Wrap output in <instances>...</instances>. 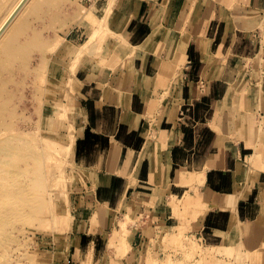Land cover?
<instances>
[{
	"label": "crops",
	"instance_id": "1",
	"mask_svg": "<svg viewBox=\"0 0 264 264\" xmlns=\"http://www.w3.org/2000/svg\"><path fill=\"white\" fill-rule=\"evenodd\" d=\"M68 1L58 35L89 37L79 20L93 34L108 9L117 36L76 73L73 263L154 264L184 235L204 264H264V0H103L82 17Z\"/></svg>",
	"mask_w": 264,
	"mask_h": 264
},
{
	"label": "bare ground",
	"instance_id": "2",
	"mask_svg": "<svg viewBox=\"0 0 264 264\" xmlns=\"http://www.w3.org/2000/svg\"><path fill=\"white\" fill-rule=\"evenodd\" d=\"M104 1L109 5L114 0ZM57 2L58 0H0V264H10L13 260L9 259V262H11L6 263L2 259L14 248L13 241L15 240L13 239L15 238L10 236L9 232L11 231L9 228L7 230V225L14 215L13 197L18 196V205L24 202L22 196L28 189V185L25 182L26 177L32 176V173H40L45 169L44 163L47 159L48 151L58 149L66 138L62 133V128H71L75 124L77 112L73 100L75 90L80 87L77 84L76 73L79 66L86 59L89 46L95 43L103 44L104 35L110 31L109 28L107 29L105 21L110 14L108 9L105 10V13L104 11L98 13L101 19H105L101 21L100 26L105 25L95 30L93 34L92 30L94 28L91 29L90 22L86 18L79 20L80 23L87 25L89 37L84 42L77 39L78 43H80L78 47L72 46L69 40L68 42L64 40L60 46H57V53L59 54L56 55L54 63H52L50 74H48L50 78H47V74L44 72L46 76L43 77L45 78L44 82L48 86L44 88L38 84V87L35 85L39 89L38 107L34 108V110H37L36 118L32 119L34 116L30 114L31 118L25 113V110L30 105H26V109L23 107L22 114H20V112L16 111L19 103L17 106L16 104L12 106L14 96L18 95L14 94L13 96L12 94L15 91L12 93L13 89L10 91L9 87L11 85H8L15 80L17 68H20L19 72L21 69L26 70V72L27 70L29 71L30 62L35 57H32L33 52L38 51L45 54L50 38L44 35L39 23L40 19L45 18L46 23H48L51 19L58 16V13L51 11L52 6L56 5ZM88 10L89 8L83 10L80 17L87 14L86 11ZM52 23L53 21L50 22V25ZM56 37L58 39L59 37H66V35H57ZM71 56L74 60H71ZM37 65L38 71L34 70L36 66L35 68L33 67V70L37 72L38 81L36 83L40 84L43 81L40 74L42 67L40 62ZM63 65L68 70L65 81L60 80L63 74ZM29 68L32 69L31 67ZM27 76L24 75L25 78L23 79H27ZM18 81L21 82L20 78ZM14 82L17 83V80ZM23 83H20V85ZM32 93L34 94V92ZM28 98L26 97V100ZM17 100L20 102L19 99ZM46 100L50 101L53 109L46 107ZM69 100L72 103H69ZM71 149L73 150V147ZM33 167L34 170H32ZM64 175L63 173L62 177ZM63 180H65L64 177ZM58 204L60 205L59 202ZM39 211H35V214L39 213ZM6 261L8 262V260Z\"/></svg>",
	"mask_w": 264,
	"mask_h": 264
},
{
	"label": "rangeland",
	"instance_id": "3",
	"mask_svg": "<svg viewBox=\"0 0 264 264\" xmlns=\"http://www.w3.org/2000/svg\"><path fill=\"white\" fill-rule=\"evenodd\" d=\"M72 1L73 2L71 1L66 2L63 7L70 8L72 5L73 6L77 5L79 13L83 12V10H87L88 8L91 12H95L97 9L99 10L104 7V6L102 7L103 0H99V2L98 0H72ZM116 1L117 0H114L113 3ZM106 5L107 4H105V8ZM63 21L59 20L57 24H55L54 22L53 25L51 26L49 25L50 22H48L46 25L45 18L42 21H40L39 24L42 26L43 32L46 31L47 33L46 36L50 38L49 39L50 41H48L46 46V52L45 54L44 53L42 54L38 51L33 52L32 57L33 56L35 57L33 58L34 60L33 59L31 60L32 62H30V66H29L32 69L28 67L29 71L27 70V72L26 70L21 69L20 70L21 73H20L19 72L20 68H17L15 72V74L17 73L15 76V80H17V83L19 84L17 85V83H15L14 80L11 82L12 84L8 85V86L11 85L9 88L10 91L13 89L11 91L12 93L13 91H15V93H13L12 95L13 96L14 94L18 95L16 97L14 96L12 101L13 102L12 106H15V104L17 106L19 103V105L17 106L18 109L16 111L22 114V108L25 107L26 109V105H30L25 110V113L29 117L31 115L34 116L33 118L31 116L32 119L36 118L35 114H37V110H34L35 107L36 108L38 107L37 99H39L38 98L39 89L37 87L38 85L43 86L44 88L48 86V84L45 85L44 82L45 80V78H43L45 76L44 72H46L48 78L49 77L48 74H50V69L52 68V63H54V59L56 55L59 54L57 53L58 51L57 46H60V44H62V41L66 40V42H68L69 40L72 46L78 47L80 43H78L79 41L77 39L84 42L88 38L86 33L82 32L80 29H75L71 34V38H75L74 39L75 41L68 39L67 36L59 37L57 39L56 36L58 35V32H60L59 30L61 25H62V29L66 27L64 26ZM60 22L61 25H59ZM51 34H57V35H51ZM109 34L110 31L106 32L103 39L106 44L108 43V46H106V48L108 49L107 52L115 48L114 45H116V42L114 43V45L109 43L110 38H114V39L117 38V36L114 35H111L109 37ZM96 48H99V46L94 47V49L91 48V58L93 59H96V57L100 58V56H102L103 52L101 53L98 50L104 51L102 49L97 50ZM262 60L263 59H261V61ZM39 62L41 63V67H42L40 71V74L42 76L41 79H43V81H41L40 84L36 83L38 81V77H37V72L34 71V70L38 71L37 64H39ZM44 62L46 63L44 64ZM35 66L36 69L33 70V67L35 68ZM64 67L66 66L64 65ZM64 67H62L63 74L60 79L61 81H65L67 78L68 70L67 67L66 68ZM19 73L20 75L21 74L22 75L21 76L18 75ZM24 75H28L27 79H23L26 77V76L24 77ZM19 78L21 82L18 81ZM20 83L23 84L20 85ZM33 86L35 87L34 89ZM77 91L78 89L75 90V96L73 102L76 106V109H79L78 108L79 103L77 100V95H78ZM32 92H34V94ZM32 95H35L37 97ZM26 97L27 98L35 97V98L34 99L28 98L26 100ZM17 99L20 100L22 105L20 104V102H18ZM22 102H26V103H22ZM69 103H72V101L69 100ZM45 105L47 108L53 109V106L49 100H46ZM29 108H31V110H29ZM32 109L34 112L32 111ZM78 112L80 111L78 110ZM77 115L75 116L74 130L70 131V134L73 136L75 141L73 142V144H75L73 145L74 146L73 150L72 149L69 150V148L67 147V145L71 144L70 142H62L61 146L58 147V149H55L54 151L51 150L50 152L48 151V156L44 163L45 169L40 173L39 172L32 173V176L26 177L25 182L28 185V189L26 190V193L22 196L24 202H22L21 205H18L19 204L18 196L13 197L14 215L11 221H9L7 225V230L9 228V230L11 231L9 232L10 236L12 238H15L13 239L15 241H13L14 248H12L9 254L6 255L7 257L5 256V258H2L6 263L11 262V261L9 262V259L11 260L13 259L12 263L10 264H20V263L21 264H74L73 262H76L72 260L71 254H69L71 252L69 240L75 228L73 222L74 221L73 210H74L76 195L82 189V178L78 180L77 183L75 182L73 183V178L75 176L72 174V172L77 171V165H76L77 161L76 158H74V155L76 154V137H77L76 124L78 120ZM62 133L64 135L69 136V133H67L65 127L62 128ZM32 170H34V167L32 168ZM63 173L65 174L63 176L65 180H63L62 177ZM58 202L60 203V205L58 204ZM16 207L18 208V210ZM37 210L40 211L39 213L35 214V211ZM188 240H189L188 236H184V235L183 237H180L178 240H174L173 238L172 239L166 238L165 239L166 243H164L165 246L167 247L174 246L176 257L172 258V255L168 254V258H166L165 255L163 254L162 258L160 259L156 258V260L153 263L154 264H204L203 258L196 259V256H198L199 253L203 257V249L194 242L185 243V241ZM184 251L188 253L187 258H182L183 256L182 252L184 253ZM228 256H233V255L228 254ZM6 260H8V262ZM212 264H246V261L244 259L241 260L239 258L238 259L235 258L233 260L230 259L227 261L225 259L223 260L218 259L216 260V262H213Z\"/></svg>",
	"mask_w": 264,
	"mask_h": 264
}]
</instances>
